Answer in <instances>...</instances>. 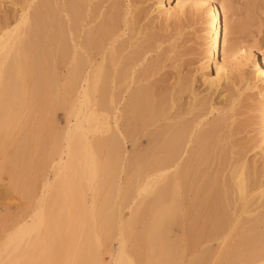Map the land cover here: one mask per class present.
Segmentation results:
<instances>
[{
    "label": "rangeland",
    "instance_id": "rangeland-1",
    "mask_svg": "<svg viewBox=\"0 0 264 264\" xmlns=\"http://www.w3.org/2000/svg\"><path fill=\"white\" fill-rule=\"evenodd\" d=\"M14 1L20 3L22 0H0V26L6 17L16 14L18 5L16 4V7L11 5ZM34 2L48 6L44 12L46 14L44 21L48 19L44 28V30L47 28L44 31L47 34L45 39L42 38L44 35H40L42 39H39L22 34L17 42L23 40L21 43L24 44V49L18 47L17 55L12 50L6 56L5 49L0 50L1 62L17 63L23 68L19 71L4 69L0 74V249L9 235L15 234L22 225L37 224L36 218L41 215L39 233L42 232L40 233L42 237L40 236L38 241L42 242L40 246L43 249L48 248L47 252L50 256L47 255L52 259V263H57L55 253L58 241H61L64 251L76 247L83 252L81 254L83 264H113V260L118 255L121 257L126 255L127 263L123 257L125 264L130 261L131 264H256L254 252L264 251V220L256 219V216L264 211V195L258 197L256 203H254L255 198L245 206L239 203L240 212L235 211L233 214V205H225L228 217L222 221L226 228L232 227L231 230L217 233L209 231L214 216L206 214L203 210L205 207L201 212L194 210L195 216L189 213L187 216L176 218L174 213H169L166 215L165 223L170 227L165 230L158 229V208L161 203L157 194L159 187L154 185L153 176L159 173L156 160L160 155L145 153L143 155L146 157L142 154L137 157L136 154L132 156L134 152L131 154L130 150L133 149L128 138L123 140L127 153L115 147V145L121 147L122 139L117 136V130L112 124L110 97L113 93L118 95L119 109H121L127 93L133 91L137 85L145 84L156 95L160 90H169L173 87L178 78L190 77L196 69L207 62L206 26L201 22L203 10L189 1L181 11L167 17L163 13L154 11L156 0L88 1L83 12V28L79 41L84 39L83 31L99 25L103 17L116 11L119 17L129 20L128 29L118 38V42L128 44L126 52L133 50L143 52L142 60L135 67L134 74V76L141 74L143 79L140 83L134 80L129 84L127 92L123 93L124 81L122 76H119V88L113 90L109 86L112 75L110 64L108 60L103 61V70L99 78L105 85L100 90L98 88L90 92L88 98L90 97L91 100L81 106V110H95V121L101 129H89L84 123L85 143L89 147L86 150L87 156L80 161V154L74 155L76 157L72 159H66L65 149L67 128L75 121L72 107L78 106V99L74 88L69 89L65 86L63 61L58 54L51 55L49 52V50L56 51L61 42L67 44L63 37L64 40L59 41L57 32L54 34L57 20L63 21L66 0H34ZM171 2L176 4L177 0ZM209 2L219 10L225 5L229 7L226 13L229 46L241 43L255 54L258 50L264 51V0H209ZM48 14L53 16L49 17ZM235 26H239L236 32H234ZM37 42L46 54L44 58L38 57L39 66L45 67L44 71L38 73L30 71L31 64L36 59L34 53L38 52L35 48ZM30 43L32 44L28 47ZM80 54L83 55L81 61L85 62L86 54L82 51ZM218 59L221 60L220 55ZM229 60H231L229 66L231 79L226 84L228 91L225 93L229 94L230 101L229 104L220 103L217 106L219 112L207 117L209 122L219 120L222 123L215 138L217 144L213 143L215 146L213 145L214 153L212 151L211 161L208 160L210 163L206 161L210 165L205 166V163L202 168L208 167L207 172L220 168L219 172L225 175L227 162L233 159L245 160L251 167L250 171L257 172L264 180V121L260 113V97L256 88H247L251 84L248 74L251 70L250 63L243 62L237 55ZM93 62V60L89 63L87 61L88 64ZM122 95L124 98H120ZM212 98L218 101L220 97L215 98L213 95ZM124 116L122 111L117 121L119 131L125 128ZM76 133L77 131L71 129V136L75 137ZM143 139L138 140L139 143L133 148L138 146V149L141 147L143 149L147 145V141ZM143 160L145 163L142 162ZM71 163L82 166H79L80 168L74 166L72 171L69 168ZM170 172L171 170L167 175L170 181L167 179L165 184L168 197L164 203H169L173 189ZM195 176L197 177V175L192 176L193 179L196 178ZM147 178L153 180L152 182L149 180V189L147 188V192L137 193L138 187ZM63 194L73 195V198H65ZM188 194L192 195L188 196ZM188 194H185V189L182 190V213H187V204L195 201L193 191ZM112 202L113 206H111ZM58 215L60 219H57ZM75 219H80V223L76 221V225ZM87 220L91 223L89 221L87 223ZM78 224L81 228L83 226V230L79 229ZM68 227L73 228L72 233L67 232ZM105 227L109 230H105L107 233L103 234ZM120 228L124 233H119ZM62 229L66 231L63 232ZM249 229L252 230L248 231ZM57 230L60 233L59 238L56 236ZM48 232L51 233L48 235ZM73 235L78 238H73ZM81 235L84 237L80 238ZM100 237H103V240ZM122 240L124 247L118 248L120 247L118 243L122 244ZM100 241L102 243L97 246ZM85 245L89 247V251ZM76 248L73 250H77ZM119 249H123L120 251L125 254L122 255Z\"/></svg>",
    "mask_w": 264,
    "mask_h": 264
},
{
    "label": "bare ground",
    "instance_id": "bare-ground-1",
    "mask_svg": "<svg viewBox=\"0 0 264 264\" xmlns=\"http://www.w3.org/2000/svg\"><path fill=\"white\" fill-rule=\"evenodd\" d=\"M88 1L89 0H66L65 9H63L64 10V17L62 21L63 23L57 20L56 27H54L55 28L54 34L55 32H57V36L60 37L61 39V40L59 39V41H63L65 39L67 44H62L61 42L60 46L57 48L56 51L53 50L54 51L53 52L52 50H49V52H51V55L58 54V57L63 61L62 63L64 70L65 86L69 89L74 88L76 98L78 99V101L76 100L78 106L72 107V109H74L75 112L74 114L75 121L73 125L67 128L65 149H66V159H72L73 157L77 156L76 154H80L81 156L80 161L85 159V157L87 156L88 152L86 150L89 147V145L85 143L86 138L84 131L85 129L84 123L87 125L89 129L92 130L101 129L100 126H98L95 121V117H96L94 115L95 110L94 109L81 110V106H84L89 102V100H91L90 97L88 98V94L90 92H93V90H96L98 88L100 90V88L105 85L99 78V74L103 70L102 67L104 65L103 61L108 60L110 64L112 75L109 81V86L113 90H118L119 88V76H122V80L124 81V86H123L124 91H122L123 93L127 92V89L129 88V84L134 82V80H137L140 83V81L142 82L143 79V76H141V74L134 76L135 67L141 62L142 60L141 54L143 52L140 50H133L131 52H126L125 50L128 48V44L127 45L124 43L120 44L118 42V38L124 35L125 30L128 29L129 20H127V18L125 17L123 18L119 17L116 11L113 13L110 12L109 13L110 15H107V17H103L100 24L98 23L99 25H96L92 28H88L87 30L83 31L84 39L82 41H79L83 28V12L85 6L88 4ZM189 1L190 2L192 1L191 3H194L195 6L200 7L204 12L201 22L205 23L206 26L205 44L208 54L207 62L200 68L196 69L195 72H193L190 77L184 79L178 78L176 84L173 87H171L169 90H160L159 93H157L156 95L152 93L148 89L149 87L146 86L145 84L137 85V87H135L133 91L127 93L126 99L123 102L121 109H119V104H120L119 97L117 94L113 93V95L110 97L111 98L110 103L112 105V124L113 127L117 130V136L122 139L121 147H119L118 145H115V147H117L118 149L120 148L123 153H127V148L124 147L123 140H126L125 138H128L129 140H131L130 142L132 144L131 149H133L130 150L131 154L132 152H134L132 156L136 154L135 156L137 157V155L142 154L143 157H146V155L145 156L143 155L145 153H147V155L148 153H152V154L157 153L160 155L156 160V165L158 166L159 173L153 176L155 183L154 185H156V187L158 185L159 187L157 190L158 191L157 194H158V199L160 200L161 203V206L158 208L159 209L158 229L165 230L168 227H170L168 223L167 224L165 223L166 215L169 213L172 214L174 213L176 215L175 216L176 218L178 216L180 217L183 215L187 216L189 213L195 216V213H193L194 210L197 212L198 211L201 212L202 211L201 209L205 207L203 209L205 210V213L209 214L210 216H214L213 224L209 227L208 230L217 233V232H224L227 229L229 230L232 229V227L226 228L223 223L224 221H222L223 219L225 220L226 217H228L225 205L226 206L230 204L233 205V211H232L233 214L235 211L240 212L241 207L239 206V203H242V206H245L253 198H255L254 203H256L258 197L260 198L262 195H264V180L261 179V176H259L257 172L250 171L251 167L250 165L247 164L245 160H238V159H233L231 162H227V165L225 164L226 166L225 167L226 169H224L226 173L225 175L219 172L220 168L218 170L216 169L214 171L207 172L206 169L210 165L209 164L210 162L208 160L211 159L212 151L214 150L213 148L215 146L213 143L217 144V142H215V138L218 135L222 123L219 120L209 122L207 117L208 115L213 114L214 112L216 113L219 112L217 106L220 103L223 102L224 104H229L230 101L229 94L225 93L226 91H228V87H226V84L231 79L230 68H229V66L231 65V60L229 59L237 55L239 59L242 60L243 62L250 63L251 70L248 74L250 75L251 84L247 86V88H256L258 96L260 97V113H261L262 121H264V51L258 50L257 54H255L244 44L238 43L233 46L228 45L227 42L228 25L226 21V13L229 7L226 5L220 7L219 10L218 7L212 5L209 2V0H177L176 4H173L171 0H156L154 11L157 13L159 12L163 13L164 15L169 17L181 11L184 5ZM11 3H12L11 5L13 6H15L16 4L18 5L16 14L12 15L11 17H6L5 20L3 19L4 21L0 26V50L5 49L6 56L9 53H11L12 50H14V53L17 55L18 47L20 49L21 48L24 49L23 46L24 44L21 43V41L23 42V40H21L20 38L21 41L17 42V39L21 37L22 34L29 36L31 35L35 38L39 37V39L41 38L40 35H44V37L42 36L43 39H45L47 35L46 32L44 33V31H46L47 28L45 30L44 28L48 19L46 20V22L44 21L46 15L44 12H45V8H47L48 6L45 7L43 3L40 4L35 3L34 0H22L20 3L14 1ZM47 16H49V14ZM50 27L52 29V26ZM238 29L239 26H235L234 32H236ZM51 32H49V34H51ZM29 36L27 37L29 38ZM24 42L26 43L27 41L25 40ZM31 44L32 43H30L28 47H30ZM35 48L37 49L38 52L34 53L36 54L35 55L36 59L35 61L33 60V63L31 64L30 67V71L38 73L39 71L45 70V67L39 66V61H38V57L44 58L45 51L42 49V46L38 44V42L35 44ZM80 51L86 54L85 62L81 61L83 55L81 56ZM5 55L3 56L5 57ZM219 55L221 57L220 61L218 59ZM92 60L94 62L92 64H88ZM4 63L0 61V74L4 71V69L8 71H15V70L19 71L23 69L22 66H19L20 64L17 63L16 64L13 63L8 64V62L6 64ZM213 95H215V98L220 97L219 100L218 101L214 100V98H212ZM121 97L124 98L123 95L120 96V98ZM122 111L124 112L126 123H125V128L119 131L117 128V121L118 118L121 117ZM71 129L77 131L75 137L70 135ZM136 135H138V137H136ZM142 138H144L147 141V145L144 146L143 149L142 147L138 149L137 148L138 146L133 148V146H135L137 141ZM152 154L150 155L152 156ZM144 161L145 160H143L142 162ZM206 161H208L209 163L208 162L206 163ZM58 164L59 163H57V165ZM73 164L70 165L69 167L72 169V171L74 166L75 167L80 166V165L78 166V164L76 163L74 165ZM202 165L205 166L208 165V167L207 168L203 167L205 169L204 170L202 168ZM169 170H171L170 175L172 178L171 180L173 181V184L171 182L173 189L171 190V185H170L171 193L170 190L169 193L171 194V198H169V203H164L166 197H168L167 196L168 192L165 184L167 183L166 181L169 177L167 176ZM193 171L197 174L193 173ZM193 175H197V177L195 176L196 178L193 179L192 177ZM78 176L80 177V175ZM136 176L135 179L137 178ZM149 180L150 179L148 178L147 180H143L144 181L143 184L142 185L140 184L141 186L138 187L136 192L139 193L141 191L143 192L146 191L147 188L149 187V183L153 181L150 180L149 182ZM168 180L170 181V179ZM182 188L185 189V194H188L189 192L192 193L193 191V195H194L193 198H195V201H193V203L192 201H190L191 204L190 203L187 204L188 207L187 213H182L183 204L181 203L182 200L181 196H182V190L184 191V189ZM63 195L65 198H70V199L73 198V195L72 196H69L67 194H63ZM190 195L188 194V196ZM79 201H81V199ZM111 201L112 200H110V203ZM80 203L81 202H79V204ZM113 205L114 203L112 202L111 206ZM81 212H83V210ZM59 216L60 215H58L57 219H60ZM106 217L105 219L108 218ZM36 219H37V224L35 223V225L33 224L32 226L31 224L29 226L22 225L20 228H18L15 234H11L5 239L3 247L0 249V264H83L84 263L81 260V254L83 253L81 250H78L76 247L72 246L77 250H73L74 248L73 249L68 248V250L64 251L63 248L61 247V241L60 242L58 241L56 248L57 254L55 253V256L57 255L55 257L57 263L55 262V260H54L55 263H52L51 262L52 259H50L49 257L50 255L47 252L48 248L46 250L43 249L40 246L42 242L40 243L38 241V239L41 236L40 233H42V232L39 233V224L41 227V223H42L41 215H39L38 218ZM83 219L81 220L83 221ZM109 219H113V218L109 217ZM256 219L264 220V211L260 212L256 216ZM76 221H79L80 223V219L79 220L75 219L74 221L75 224ZM88 221L89 220H87V223ZM91 221H89V223H91ZM70 224L72 225V223ZM80 228L81 227L79 225V229ZM82 228L81 230H83ZM114 228H112V231ZM52 229L54 228L52 227ZM105 230H109V229L107 228L103 229L102 232L103 234L105 233ZM250 230L252 229H249L248 231ZM62 231L60 232L62 233ZM119 231H118L119 233L123 232L121 228ZM67 232L72 233L73 228L68 227ZM85 232L87 231L85 230ZM45 233L47 234V232ZM49 233L51 232H48V235ZM56 234H57L56 235L57 238H59L60 233L58 232V230ZM79 234L80 233H78V235ZM74 235L73 238L74 237L78 238V236H74ZM119 235L121 236V234H118V236ZM82 236L83 235H81L80 238H82ZM104 237L106 239V236ZM100 239L103 240V237H100ZM65 241H67V239ZM45 242L43 244H45ZM73 242L71 243L73 244ZM89 243L88 246L90 245ZM101 243L102 241H100V243H98L97 246ZM119 243L118 246L120 247L118 246L117 247L123 248L124 247L123 240H122V244ZM69 249L71 250L69 251ZM87 250L89 251V247L87 248ZM120 250L123 251V249H119L120 253H121ZM49 252H51V250ZM90 252H92V250ZM117 254H119L118 251ZM121 254L124 255L125 253L123 252ZM83 256L84 255H82V257ZM254 256L256 258V264H264V251H260V253H256L255 251ZM123 257L126 259V263H127L128 260L126 258V255H124ZM123 257H121L120 255L116 256L115 260H113V264H125V260L123 259ZM51 258H52V254H51ZM82 259L85 260V258ZM91 259L93 258L91 257ZM154 260H158V259H154ZM89 261L91 262V260ZM97 263H102V262H97ZM128 264H131V261Z\"/></svg>",
    "mask_w": 264,
    "mask_h": 264
}]
</instances>
